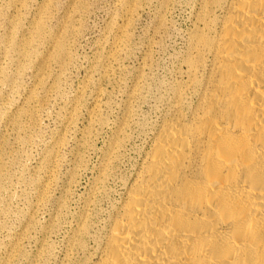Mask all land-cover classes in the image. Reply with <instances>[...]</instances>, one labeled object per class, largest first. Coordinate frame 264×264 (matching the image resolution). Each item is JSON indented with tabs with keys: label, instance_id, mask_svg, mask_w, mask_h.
<instances>
[{
	"label": "rangeland",
	"instance_id": "1",
	"mask_svg": "<svg viewBox=\"0 0 264 264\" xmlns=\"http://www.w3.org/2000/svg\"><path fill=\"white\" fill-rule=\"evenodd\" d=\"M204 3L0 0V264H83L187 80Z\"/></svg>",
	"mask_w": 264,
	"mask_h": 264
},
{
	"label": "bare ground",
	"instance_id": "2",
	"mask_svg": "<svg viewBox=\"0 0 264 264\" xmlns=\"http://www.w3.org/2000/svg\"><path fill=\"white\" fill-rule=\"evenodd\" d=\"M204 2L187 80L83 264H264V0Z\"/></svg>",
	"mask_w": 264,
	"mask_h": 264
}]
</instances>
